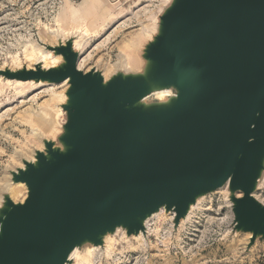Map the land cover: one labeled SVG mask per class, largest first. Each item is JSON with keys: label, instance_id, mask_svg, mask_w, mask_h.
<instances>
[{"label": "water", "instance_id": "1", "mask_svg": "<svg viewBox=\"0 0 264 264\" xmlns=\"http://www.w3.org/2000/svg\"><path fill=\"white\" fill-rule=\"evenodd\" d=\"M75 37L44 45L62 58L6 80L59 85L66 121L32 161L10 172L26 187L0 205V264H72L122 229L173 213L177 230L198 201L227 186L232 232L264 242V0H171L140 71L78 68ZM165 99H149L162 91Z\"/></svg>", "mask_w": 264, "mask_h": 264}, {"label": "rangeland", "instance_id": "2", "mask_svg": "<svg viewBox=\"0 0 264 264\" xmlns=\"http://www.w3.org/2000/svg\"><path fill=\"white\" fill-rule=\"evenodd\" d=\"M96 1L101 4L91 24L69 16L86 0H0V69L15 71L37 63L45 66L41 60L32 62L37 55L51 52L44 45L56 46L58 40L75 37L74 45L80 39L85 43L82 50L75 46L80 54V70L94 68L106 80L119 70L140 71L142 51L156 34L159 16L171 0ZM59 31L63 35L57 40L52 35ZM40 35L46 36L45 42ZM132 42L138 45L130 53L140 64L129 70L127 52ZM53 86L0 76V205L2 195L8 193L3 188H21L17 195L8 193L16 203L26 198V187L13 184L10 172L23 167L24 159L32 161L34 152L43 149V139L56 141L62 132L66 116L61 105L68 86ZM150 98L157 100L161 95ZM38 118L50 119V131L43 132L44 124ZM228 196L225 186L200 199L177 230L172 224L173 213L164 210L146 221L145 235L127 237L119 229L105 238L104 247H92V257L83 264H264V242L257 241L247 250L251 235L232 232ZM254 197L264 201V175ZM90 247L76 249L70 257L72 264H82L75 253L86 256Z\"/></svg>", "mask_w": 264, "mask_h": 264}, {"label": "bare ground", "instance_id": "3", "mask_svg": "<svg viewBox=\"0 0 264 264\" xmlns=\"http://www.w3.org/2000/svg\"><path fill=\"white\" fill-rule=\"evenodd\" d=\"M100 2H98V1H96V0H86V2H85V4H83V5H81L80 6V8L78 9V10H76V11H74V12H71L70 13V15L69 16H71L72 18H74L75 17V20L76 21H78V22H88V23H94L93 21H95L96 20V18H97V13H98V10H99V7H100ZM145 10V9H144ZM81 32H83V30H81ZM82 34V33H81ZM61 35H63L62 34V32H58L57 34H55V35H52L53 37H55L56 39L58 38V37H60ZM76 36V35H75ZM83 36H85V34L83 33ZM49 39H50V35L48 34V36H47ZM40 38H41V40L42 41H44L45 40V38H46V36H45V38H44V36L43 35H40ZM140 39H142L143 37L142 36H140L139 37ZM47 39V38H46ZM48 39V40H49ZM59 39V38H58ZM57 39V40H58ZM64 39V38H63ZM67 39V38H66ZM62 40V39H61ZM76 40H77V38H76ZM51 41V40H50ZM82 41H83V39H80V41H79V44L76 46V48L78 47V50H82L83 49V47H84V45H85V43H82ZM45 42V41H44ZM49 42V41H48ZM105 45V44H104ZM136 45H138V43H134V42H132L131 43V45H129L128 46V49H131L130 51H128L127 52V59H128V63H127V67L129 68V70L130 69H136L137 67H138V65L140 64L139 62H135V59L133 58V55H131V51L133 50V49H135L136 48ZM76 48H75V50H76ZM101 50V49H100ZM41 52H42V50H40ZM43 53V52H42ZM130 53V54H129ZM44 54V53H43ZM43 54L42 55H40V56H38L37 55V53L35 54V55H37L36 57H34V59H32V62H36V61H38V60H41L40 62H42L43 61V63H45V66H44V68H50V67H55V66H57L59 63H61V61H62V58L61 57H58V56H54L53 54H51V52L49 53V54H47L46 56L44 55L43 56ZM79 69H80V66H79ZM36 86H38V85H43L42 83L41 84H35ZM46 85V84H45ZM60 85H62V86H68V84H67V82H64V83H62V84H60ZM51 86H53V85H51ZM55 86V85H54ZM53 86V87H54ZM157 94H159V95H161V98L160 99H165L166 97H168V96H170V95H172V92L171 91H169V90H166V91H162V92H159V93H157ZM65 99V98H64ZM64 99H62V101H60V102H63L64 101ZM151 99V98H150ZM38 120H42V122H43V124H44V128L42 129L43 130V132L44 133H47V131H50V128H51V121H50V119H48V118H45V119H42V118H38ZM31 125H34L33 124V122H31ZM36 126V125H35ZM38 129V128H37ZM56 136V135H55ZM48 137V136H47ZM56 140V139H55ZM3 190H5V191H7L8 193H10V194H14V195H17L19 192H20V190H21V188L20 187H12V188H9V190H8V188L7 189H4L3 188ZM1 199V198H0ZM91 248L92 247H90L89 249V252H88V254L86 255V256H80V254L78 253V251H76V255L78 256V258L80 259V261H81V263L83 264V263H87V262H89V260H90V258L92 257V252H91ZM75 255V256H76Z\"/></svg>", "mask_w": 264, "mask_h": 264}, {"label": "snow or ice", "instance_id": "4", "mask_svg": "<svg viewBox=\"0 0 264 264\" xmlns=\"http://www.w3.org/2000/svg\"><path fill=\"white\" fill-rule=\"evenodd\" d=\"M260 203H261L262 205H264V201H260ZM261 210H264V209H261Z\"/></svg>", "mask_w": 264, "mask_h": 264}]
</instances>
